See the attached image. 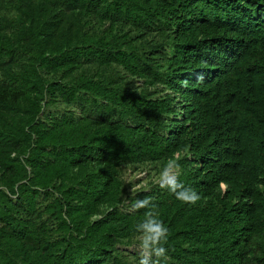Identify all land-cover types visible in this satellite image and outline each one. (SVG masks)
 Returning <instances> with one entry per match:
<instances>
[{
    "label": "trees",
    "instance_id": "trees-1",
    "mask_svg": "<svg viewBox=\"0 0 264 264\" xmlns=\"http://www.w3.org/2000/svg\"><path fill=\"white\" fill-rule=\"evenodd\" d=\"M146 196L168 264H264V0H0V264H138Z\"/></svg>",
    "mask_w": 264,
    "mask_h": 264
},
{
    "label": "clouds",
    "instance_id": "clouds-1",
    "mask_svg": "<svg viewBox=\"0 0 264 264\" xmlns=\"http://www.w3.org/2000/svg\"><path fill=\"white\" fill-rule=\"evenodd\" d=\"M180 164L178 158H170L159 173L157 183L161 189H166L182 203L196 204L200 199L199 194L190 186H186L179 180ZM135 197L137 188L130 189ZM128 211L138 212L144 209V218L135 224L136 236L135 251L138 256V264H168L169 229L159 219L157 205L152 197L135 198L126 202Z\"/></svg>",
    "mask_w": 264,
    "mask_h": 264
},
{
    "label": "rangeland",
    "instance_id": "rangeland-1",
    "mask_svg": "<svg viewBox=\"0 0 264 264\" xmlns=\"http://www.w3.org/2000/svg\"><path fill=\"white\" fill-rule=\"evenodd\" d=\"M146 174L144 173V172H135V174L133 173V172H131V173H126V177L128 178V179H131V178H135V179H139V182H136V186L135 187H138L140 184H143V183H145L146 182ZM131 249V248H130Z\"/></svg>",
    "mask_w": 264,
    "mask_h": 264
}]
</instances>
